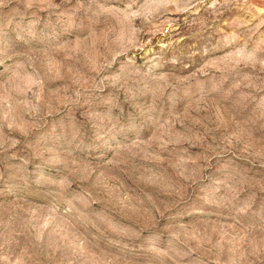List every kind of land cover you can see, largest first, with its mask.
<instances>
[{
    "label": "rangeland",
    "instance_id": "374dc122",
    "mask_svg": "<svg viewBox=\"0 0 264 264\" xmlns=\"http://www.w3.org/2000/svg\"><path fill=\"white\" fill-rule=\"evenodd\" d=\"M0 264H264V0H0Z\"/></svg>",
    "mask_w": 264,
    "mask_h": 264
}]
</instances>
